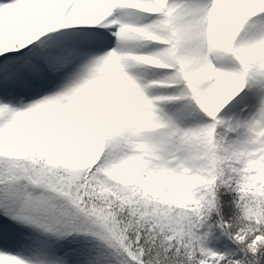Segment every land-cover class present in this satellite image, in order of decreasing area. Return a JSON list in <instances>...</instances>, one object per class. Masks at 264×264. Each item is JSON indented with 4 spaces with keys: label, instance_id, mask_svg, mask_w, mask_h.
Segmentation results:
<instances>
[{
    "label": "snow or ice",
    "instance_id": "6c2138e0",
    "mask_svg": "<svg viewBox=\"0 0 264 264\" xmlns=\"http://www.w3.org/2000/svg\"><path fill=\"white\" fill-rule=\"evenodd\" d=\"M0 264H264V0H0Z\"/></svg>",
    "mask_w": 264,
    "mask_h": 264
}]
</instances>
